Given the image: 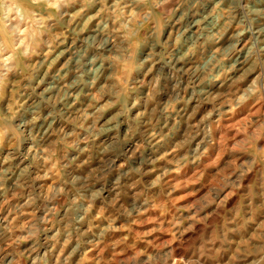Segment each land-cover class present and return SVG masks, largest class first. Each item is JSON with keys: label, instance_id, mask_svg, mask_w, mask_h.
I'll return each mask as SVG.
<instances>
[{"label": "rangeland", "instance_id": "rangeland-1", "mask_svg": "<svg viewBox=\"0 0 264 264\" xmlns=\"http://www.w3.org/2000/svg\"><path fill=\"white\" fill-rule=\"evenodd\" d=\"M0 264H264V0H0Z\"/></svg>", "mask_w": 264, "mask_h": 264}]
</instances>
